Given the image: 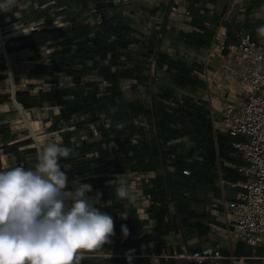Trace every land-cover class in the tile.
<instances>
[{
    "label": "crops",
    "instance_id": "1",
    "mask_svg": "<svg viewBox=\"0 0 264 264\" xmlns=\"http://www.w3.org/2000/svg\"><path fill=\"white\" fill-rule=\"evenodd\" d=\"M105 1L106 18L102 16L96 0H16L8 11H0V25L7 29L4 36L6 48L15 61L16 73L12 81L7 74L0 47V169L15 166L28 169L35 165L36 144L30 138V128L40 134L41 144H46L54 142L51 138L54 131L63 135L64 132L73 131L76 124L87 118L86 114L76 112L65 119L64 100L48 99V95L62 91L66 97L79 103L80 98L75 95L76 92L87 95L95 88L103 94L114 90L111 77L116 71L115 66L143 64L141 61L144 60V55L134 42L129 43L124 50L121 49L124 52L120 59L114 58L107 48L99 53L75 52V46L85 36L96 37L109 18L120 16L129 28L128 36L137 39L141 37V40H150L144 32L146 24H151L153 28L166 25L177 34L185 32L188 36L201 37L205 42L201 46L188 45L180 37L179 42L172 43L180 50L174 54V59L186 60L193 67L194 73L200 76L205 66L210 67V73L216 79V84L212 87L214 108L210 107L211 98L204 92L210 114L211 110L220 112L230 99L225 67L232 60L227 50L218 49L219 44L222 41L227 44L238 43L245 34H249L256 42L264 43V38H259L255 31L264 24V0ZM173 6L178 11L190 10L191 18L177 16L171 11ZM83 28L88 31L80 36ZM20 32L24 34L18 35ZM151 40L155 45L152 37ZM113 41L114 37L110 35L104 44L111 45ZM163 42L164 38L159 43L161 47ZM64 47L72 48L70 58L85 62L86 68L83 70L80 68L81 63L77 65L79 79L73 83H70L72 78L65 75L63 67L56 64L62 56H66ZM38 53L41 54L39 58L28 60L29 56ZM141 75L139 68H133L127 79H119L120 88L127 101L144 102L142 96H146L145 104L149 107L151 95L146 91L150 90V75L145 73V81L141 79ZM17 92H23L19 95L20 101L16 100L19 106L14 101ZM195 98L199 104L203 101H200V96ZM58 126L60 129L57 130ZM89 126L93 127L94 124L90 123ZM87 140L88 136L84 131L65 139L69 148L80 151L83 141L88 142L90 149L83 155L74 153L69 160L61 158L60 163L67 169L69 181L79 179L92 185L93 191L88 195L102 193L100 204L96 207L112 216L114 235L110 237L109 244L88 250L94 256L81 259L79 264H128V255L132 259L139 258L145 256L146 251L150 252L146 256L155 258L163 252L184 253L207 248L219 250L222 257L210 258L204 264H262L263 247H252L233 240L227 233L225 202L234 200L238 192L243 190L244 179L236 170L238 162L217 156L214 167L203 164H192L189 167L188 138H183L186 145L179 159L171 155L173 160H168L173 191L179 202L173 206V196L169 194V213L165 216V221L171 222L172 226L166 234H162L160 205L149 193L150 188L156 186L155 172L117 165L115 162L123 159L124 154L117 152L114 146L109 147L110 153L103 159L92 148L94 139ZM62 143L63 140L59 142L63 146ZM184 169H190L191 173L183 174ZM121 180L126 181L135 193V202L129 203L115 196L109 182L118 183ZM122 225L128 230L126 236L122 232ZM146 236L151 237L147 243ZM162 236L169 241L161 240ZM102 254L116 255L105 257ZM154 262L155 260L153 264Z\"/></svg>",
    "mask_w": 264,
    "mask_h": 264
},
{
    "label": "trees",
    "instance_id": "2",
    "mask_svg": "<svg viewBox=\"0 0 264 264\" xmlns=\"http://www.w3.org/2000/svg\"><path fill=\"white\" fill-rule=\"evenodd\" d=\"M107 4L105 3V6ZM103 17H107V13L103 7ZM103 29L96 37L85 36L84 40L75 46V52L84 54L87 52L99 53L107 48L112 52L114 58H121L124 48L129 43H136L139 51L144 55V60H150L153 63L154 71L159 68L165 69L169 76L161 82L155 81L154 76H149L150 90L147 93L151 95V105L146 107L145 102L127 101L124 92L120 88V78L127 79L131 75L133 68H139L141 79L146 80L147 76L143 68L135 64L134 66L126 67L122 65L115 66L116 71L111 77L114 90H108L105 94L101 93L98 88L92 90L87 95L76 92L75 95L80 98V102L73 101L71 97H66L64 92L59 91L54 95H48L47 98L64 100L66 109L64 118L68 119L73 113L81 112L87 115V118L76 124L75 129L70 132L63 133V146L67 147L65 139L72 135H79L84 131L89 139H94L92 148L99 152L101 158L105 159L110 153L108 143L112 142L117 152L124 154L123 159H117V165H128L144 172H155V185L150 188L149 193L158 200L159 219L162 234H166L171 222L165 221V216L169 213L168 203L169 194L172 199L178 203V199L173 191L171 172H163L162 168L165 165V158L157 144V139H162L165 142H175L177 145L183 142V138L187 137L190 142L188 156H192L198 152L201 156L200 160L188 162V166L203 164L208 167H214L216 157L220 156L225 160H233L231 158V139L230 135L218 132L217 144L218 153L213 137V126L211 122V114L206 101L200 104L196 102L195 95L199 90L206 87V82L193 71V67L181 58H172L165 53L156 52L152 40L137 39L128 36L129 28L120 16L109 18L103 25ZM88 31L87 28L81 30L83 36ZM85 33V34H84ZM113 35L114 41L111 45L104 44V41ZM179 37L184 39L188 45L201 46L205 42L201 37L188 36L185 32L180 33ZM123 49V50H121ZM72 48L64 47L66 56H62L56 64L58 67H63L65 75L71 76L70 83L77 81L78 70L77 65L82 64V70L86 67L83 61H75L70 58L69 54ZM143 61V60H142ZM144 64V63H143ZM142 65V64H141ZM23 92L16 93V100H19V95ZM201 101V100H200ZM23 102V101H22ZM25 103V102H24ZM105 116L104 118L102 116ZM157 117V139L151 135L150 131H146V125H153V117ZM105 119L109 120V125L106 126ZM90 123L94 124L90 127ZM96 128L97 134L94 129ZM60 129L59 126L56 128ZM185 142V141H184ZM87 143H83L81 150L73 149L74 153L85 154L90 147ZM176 151V149H175ZM182 151V150H181ZM180 151V153H181ZM70 155L67 160L72 159ZM118 154H115L117 156ZM169 160V157H168ZM173 160V158H171ZM151 237L146 236V243ZM164 236H162V239ZM187 240V237H185ZM115 247V246H114ZM150 252H145V256L131 259V264L138 262L144 264H194L189 260L175 257L174 254L180 255L181 252L171 253L168 258L153 259L146 256ZM129 264V261H127Z\"/></svg>",
    "mask_w": 264,
    "mask_h": 264
},
{
    "label": "clouds",
    "instance_id": "3",
    "mask_svg": "<svg viewBox=\"0 0 264 264\" xmlns=\"http://www.w3.org/2000/svg\"><path fill=\"white\" fill-rule=\"evenodd\" d=\"M15 3L2 0L0 11ZM255 31L264 38V24ZM70 155L73 149L59 143L38 144L32 168L0 169V264H79L81 250L111 242L114 220L96 207L102 193L90 196L91 184L69 181L60 160ZM109 184L121 200L137 199L126 181Z\"/></svg>",
    "mask_w": 264,
    "mask_h": 264
},
{
    "label": "built area",
    "instance_id": "4",
    "mask_svg": "<svg viewBox=\"0 0 264 264\" xmlns=\"http://www.w3.org/2000/svg\"><path fill=\"white\" fill-rule=\"evenodd\" d=\"M105 0H96L97 6L104 7ZM199 6V4H195ZM177 16L181 18H191L192 13L186 9L178 11L174 6L171 8ZM7 29L0 25V47L3 51V61L8 76L13 81L15 73V61L12 54L6 48L5 34ZM24 33H19L22 35ZM218 49L227 50L231 58V64L225 67L228 83L238 81L245 91L243 98L232 93L230 89V99L226 101L220 112L211 110V122L213 126V137L218 153V129L227 132L231 136V146L243 156V163L236 166L237 172L244 179L243 190L238 192L234 200L225 202V219L228 226L227 233L233 240L247 243L252 247L264 248V43L252 40L249 34L242 36L238 43L227 44L222 41ZM200 77L207 83L206 91L210 99V107L214 108L212 91L216 84V79L210 70L204 68ZM154 80L158 78L154 74ZM70 81V80H69ZM15 95V91L13 93ZM233 94V95H232ZM15 103L19 106L14 98ZM105 117L104 115L102 116ZM154 124L146 125V131H150L157 139V117H153ZM108 126L109 120L105 119ZM94 132L97 133L94 127ZM38 132L30 128V138L38 143ZM40 135V134H39ZM51 138L59 143L63 136L59 131H54ZM158 147L165 158V170L169 172L168 157L175 153V147L171 142L157 139ZM112 142L108 147H112ZM37 152V151H36ZM201 159L197 152L194 156ZM179 159V155L175 156ZM190 169H184L183 174L189 175ZM173 206H176L175 199H171ZM81 259L94 256L88 250H81ZM105 257H112L116 254H102ZM179 256L187 258L194 264H204L210 258L222 257L219 250L207 248L184 252ZM80 259V260H81ZM264 264V257L262 258Z\"/></svg>",
    "mask_w": 264,
    "mask_h": 264
},
{
    "label": "rangeland",
    "instance_id": "5",
    "mask_svg": "<svg viewBox=\"0 0 264 264\" xmlns=\"http://www.w3.org/2000/svg\"><path fill=\"white\" fill-rule=\"evenodd\" d=\"M147 13H149V10L147 11ZM146 17H149V14H146ZM182 23L183 22H181V24ZM144 32H145L146 36L150 37V39H151V37L153 38V40L155 42L154 48H155L156 52H161V53L163 52V53H165L166 55H168L169 57H172V58L175 57L174 54H177L178 52H180L179 47L177 45L174 46V43H172V41L179 42V39H180L179 38V34H177L174 31H172L170 27H168V26L166 27V25H165V26H162L161 28L160 27L159 28H153V26L151 24L150 25L146 24ZM163 38H164V42L162 43L163 46L161 47L159 45V43L161 42V40H163ZM139 39L141 40V37ZM197 61L201 62V60H199V59ZM141 62H143L144 64L139 65V66L143 68V71L146 74H148L150 76L151 75L154 76V74H155L157 76V78H158V80H157L158 82H161V80L163 78L165 80L166 77L168 78L167 81H169V76H168V74H166L165 69L159 68L158 71L156 72V71H154L152 61L143 60ZM205 68L210 69V67H208V66L207 67L205 66ZM212 76H214V75H212ZM228 84H229L228 95H230V93H231L230 89H232V93L233 94H237V95H239V96H241L243 98L245 91L243 89V86L237 80L232 82V83H228ZM206 86H207V83H206ZM204 92L207 95L206 87L201 89V90H199V92H197L195 95L200 96L201 97L200 100L206 101ZM131 94L132 93H130L129 96H131ZM147 97L149 98V96H147ZM142 100L145 102L146 96L143 95L142 96ZM218 132L219 133H225V134L229 135L227 132L221 131L220 129H218ZM38 136H40V135L38 134ZM230 139H231V137H230ZM171 143L173 144V146L176 149V152L173 154V156L175 158V156L180 155V151L183 149V147H185L186 143L184 141L179 143V145H177L175 142H171ZM38 144L39 145H43V144H41V140L40 139H38L37 146H38ZM191 144H190V142H188V150H189V147H190ZM36 151H37V147H36ZM230 151H231V155H230L231 158H233L236 162H238L239 164H242L244 162L243 161V156L240 153H238L232 146H231V150ZM194 156L195 155H193V157L192 156L188 157V161L196 160V158ZM171 158L172 157L170 156L169 160H171ZM165 172H166V170H165ZM163 240L164 241L165 240L169 241L168 239H165V237H164ZM170 256H171L170 253L163 252V253H161L159 256H157L155 258H153V257H151V258H153V259L168 258ZM174 256L188 260L187 258L181 257V256H179L177 254H174ZM87 258H90V257H87Z\"/></svg>",
    "mask_w": 264,
    "mask_h": 264
},
{
    "label": "water",
    "instance_id": "6",
    "mask_svg": "<svg viewBox=\"0 0 264 264\" xmlns=\"http://www.w3.org/2000/svg\"><path fill=\"white\" fill-rule=\"evenodd\" d=\"M109 5H112V2H109ZM98 8H99L100 12L103 14L104 13L103 7L102 6H98ZM40 56H41L40 53H38L36 55H31V56L28 57V60H35V59L39 58Z\"/></svg>",
    "mask_w": 264,
    "mask_h": 264
}]
</instances>
